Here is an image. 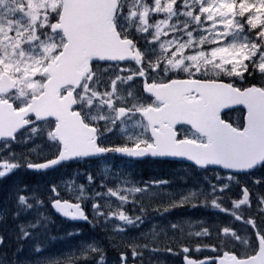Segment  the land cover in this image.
<instances>
[{
	"label": "snow or ice",
	"instance_id": "6c2138e0",
	"mask_svg": "<svg viewBox=\"0 0 264 264\" xmlns=\"http://www.w3.org/2000/svg\"><path fill=\"white\" fill-rule=\"evenodd\" d=\"M117 158L179 164L207 189L167 193L156 206L168 180L93 170ZM71 165L87 166L73 170L86 183L10 188L0 222L9 212L18 222L0 231V249L9 237L16 248L11 258L0 252V264H108L103 241L49 253L38 237L51 217L19 222L40 208L93 228L122 222L105 238L115 264H145V252L182 264H264V0H0V179L55 177ZM185 206L215 208L228 222L199 221L187 246L172 221V236L155 225L129 235L149 211Z\"/></svg>",
	"mask_w": 264,
	"mask_h": 264
},
{
	"label": "rangeland",
	"instance_id": "374dc122",
	"mask_svg": "<svg viewBox=\"0 0 264 264\" xmlns=\"http://www.w3.org/2000/svg\"><path fill=\"white\" fill-rule=\"evenodd\" d=\"M15 150L17 152L23 151V147L17 145V146H15ZM110 164L111 163L109 161L104 162L102 169L105 168V167H107L108 169H112L113 168V165L111 164L112 167H109ZM127 164H126V169L127 168L128 169H127L126 172H130L129 171L130 164H128V165ZM119 165H121V164H119ZM122 165H124V164H122ZM144 165H145V163H140L139 165H137L139 167V176L136 178V174L134 173V176H133V178L135 179L134 181H138L139 182V179L138 178H141V181H146V180H148L150 178H157V179L162 178V179H165V180H168L169 181V183L167 185H163V186H160L159 188H157V191H159L161 193V195L159 196V198L157 200H154L152 202L154 205H156L157 203H160V204L161 203H167V201L169 199L167 193H172L173 194L172 195V198H176L182 192L184 194H187V191L188 190H196V191H199L200 188L207 189V183L205 181H204L203 185L202 186H199V187H196L194 184H190V185H188V188L178 189L177 187H174V186H173L174 187L173 188L172 187V184H173L174 178L173 177H170V176L177 169L179 171H183L182 170V166L179 165V164H175V165L151 164L152 167L155 168V173H154L153 176L150 175V174H148L145 171L146 169L148 170L149 165L148 164L146 166H144ZM79 167H80V170H83L84 165H79L76 168H79ZM102 169H100V170L102 171ZM143 172H146V173L143 174ZM183 173L186 174L188 172L183 171ZM22 174L25 175L24 171L17 172L14 176H11L10 179H2L5 182V187L8 189V192L6 193V196H9V190H10V188L14 184H19V186H21V187L24 186L23 185L24 176H22ZM131 174H133V172ZM128 175H130V174H128ZM74 178H76V176H74V174H69L65 178H63L62 180L68 182V181H73ZM194 180L195 181H197V180H200L201 181L202 179L199 176H195L194 177ZM212 182L215 183V180L213 179ZM28 183L29 184L31 183V180L30 179H29V182ZM41 185L42 184H40V183H36V186H32V187L33 188H38V190L40 192H43L44 188L47 185H45V186L43 185L42 187H41ZM126 186H131V185H126ZM137 186H139V185L137 184ZM32 187H30V188H32ZM11 200L13 202H15L14 197ZM112 202L116 203L115 200H113ZM146 203H147V201H146ZM198 208L202 209V207H197V208H191V207H189L184 213H181L180 214V212H178V211H175L174 212L175 218H176L175 222L178 223L181 226L182 229H184L183 230L184 243H185V236H188V233H190V232L191 233H194V232H196V231H198L200 229L199 221H201V220H209V219H210L209 221H211V220H218L215 217H213V216H211L209 214H205V213H199L198 215H196L197 217L194 216L195 215L194 214L195 213V209H198ZM205 209L206 210H214L215 208L208 207V208H205ZM215 210H217V209H215ZM39 212H43L45 215H48V216L51 217V221L50 222H48V221H45L44 222V223L47 224V227L46 228L45 227H42L44 230L58 228V230L55 231V233H51L52 235L49 236L48 239H44L42 241V237H43L44 233L43 234H40V236L38 237L39 242L41 244H46L47 245V251H50L51 253L71 251V250H73V246H79V240L82 239V238H84V237H86V238L84 240H82V241L85 242V243H92L93 240H95V241H103L105 248L113 249L110 245H108L107 240L105 238L107 236H110V235H115V233L113 232V227L114 226L115 227H127V226L123 225V223L120 222V221H118V220H115L114 223H107V224H105L103 221H101L96 228L91 227L88 231L83 232L82 235H79V236H77V237H75L73 239H70V241H68L67 243H65V242L63 243V242H60V239H62L61 237H65L64 235L66 233H68L69 231H75L76 228L70 226L69 224H67V223H65V222H63L61 220L56 219L55 217H53L55 215L52 213L51 208H48L47 210H45L43 208H40V210H28L27 212H25V213L22 214V216H27V215L28 216L27 217H24V218H21V221L22 222H27L29 220H33V219H35V217L33 216V214L38 215ZM149 212H151V211H149ZM151 213H153V212H151ZM153 214L155 215V213H153ZM178 214H180L179 217H178ZM157 216H159V215H157ZM159 217L161 218V221H162L161 224H158L159 221L156 219V217H154V219H152L151 221H146L145 224L141 225L137 229L128 228L129 235L138 236L141 231L150 233L152 231L154 225H155V228H156V231L157 232H161V229L168 230V227L167 226H168V223L170 221L169 218L171 216L170 215H167V218H165V215L159 216ZM220 221L223 222V223H227L228 222V217L227 218H224V219H221ZM0 223H2V222H0ZM182 225H187L188 227H186V226L183 227ZM100 227H102V228H100ZM92 228H93L94 231H92ZM193 228H195V229H193ZM192 230H195V231H192ZM99 233L102 234V238H100V237L97 236ZM60 234H62V236H60ZM168 235L169 236H172L173 233L170 230H168ZM175 235L176 236H180L181 234L180 233H175ZM52 236L57 237V239L56 240H51L50 237H52ZM161 236L162 237H160V239H163L164 238L163 237V233H161ZM191 238H194V237H191ZM66 239L67 238H64L63 240H66ZM9 240H11V237H9ZM33 243H34V241H27V242H25V252L23 253V255H25V256L28 255V250H29V248L31 247V245ZM9 245L10 246L7 247L6 249H0V252L7 251L9 258H11L12 252L16 248V243L9 241ZM184 245L187 246L186 243ZM109 249H105V251L107 253L108 264H115V261L117 259V255L111 254V251ZM111 258H112V260H111ZM160 259L161 258L159 256L152 255L151 256V260H150L151 261V264H157L160 261ZM176 263L177 264H181V261L178 260Z\"/></svg>",
	"mask_w": 264,
	"mask_h": 264
},
{
	"label": "trees",
	"instance_id": "16d2710c",
	"mask_svg": "<svg viewBox=\"0 0 264 264\" xmlns=\"http://www.w3.org/2000/svg\"><path fill=\"white\" fill-rule=\"evenodd\" d=\"M124 163H127L126 161H124V160H122ZM130 164V167H129V171L130 172H126L125 170H127L126 169V164H124V165H118V164H114V172L113 173H117V174H119V175H121L122 177L123 176H126L129 180H132V181H134L135 179L133 178V176H134V173L136 174V178L139 176V167L137 166V168H135L134 167V165H133V163H129ZM117 165L119 166V168L117 167ZM128 165V164H127ZM77 166H79V165H71L68 169H67V171H62L61 173H57L56 175H55V177H52V178H55V179H57V180H62V178H64V177H66L67 175H69V174H73V170L74 169H76V167ZM73 167V168H72ZM87 166H85L84 165V167H83V170L86 168ZM93 167V169H95V172H97V169L94 167V165L92 166ZM79 169H80V167H79ZM83 170H81V171H83ZM118 170V171H117ZM120 172H122V173H120ZM124 172V173H123ZM133 172V174H131ZM130 174V175H128V174ZM148 174H152L153 173V171H149L148 170V172H147ZM126 174V175H125ZM132 175V176H131ZM58 176V177H57ZM80 177V178H79ZM79 177H77L76 176V182L77 183H86V181L84 180V177L83 176H79ZM40 179V180H39ZM51 179V177H49V176H41V175H39V174H32L31 175V181H33V182H36V183H42V186L44 185H47V182L49 181ZM43 180H45V181H43ZM80 180V181H79ZM38 181V182H37ZM140 185V184H139ZM7 188H5V185H4V183H3V181L0 179V209H2L3 208V206H4V202H5V200L6 199H8V196H6V193L8 192V189L6 190ZM89 195H90V193H89ZM15 203H16V201L15 202H13L11 199L10 200H8V206H9V208H13L14 207V205H15ZM112 203H114V202H112ZM38 210H40V209H38ZM37 212V211H36ZM30 213V212H29ZM30 215V214H29ZM28 216V215H27ZM33 216L36 218V216L37 215H35V214H33ZM12 213L11 212H9L8 214H7V219H6V221H4V222H2V223H0V231H4L5 230V224H7V226H8V228L9 229H11V228H13L14 226H15V224L18 222V221H14L12 218ZM21 218H24L22 215H21V217H20V220H19V222H22L21 221ZM224 218H227V217H224ZM45 232H44V235H43V237H42V241L44 240V239H48L49 237L48 236H51L52 234L51 233H55L54 232V229H49V230H44ZM6 235H7V233H6ZM47 235V236H46ZM44 238V239H43ZM187 238H189V239H192V243L191 244H196L197 243V238H191V237H187ZM9 241H11V242H15V240L11 237V240H9ZM189 245V244H188Z\"/></svg>",
	"mask_w": 264,
	"mask_h": 264
},
{
	"label": "bare ground",
	"instance_id": "6f19581e",
	"mask_svg": "<svg viewBox=\"0 0 264 264\" xmlns=\"http://www.w3.org/2000/svg\"><path fill=\"white\" fill-rule=\"evenodd\" d=\"M117 167L119 168V166L117 165ZM73 168V167H72ZM96 168V167H95ZM120 169V168H119ZM128 169V168H127ZM118 171V170H117ZM125 171H127V170H125ZM98 173V172H97ZM120 173H122V172H120ZM124 173V172H123ZM117 174V173H116ZM128 174V173H127ZM126 175V174H125ZM22 176H24L23 174H22ZM75 176V175H74ZM58 177V176H57ZM52 178V177H51ZM65 178V177H64ZM80 178V177H79ZM63 179V178H62ZM75 179V180H74ZM73 179V181H76V179L77 178H74ZM23 180V179H22ZM40 180V179H39ZM72 180V179H71ZM20 181V180H19ZM43 181H45V180H43ZM80 181V180H79ZM33 182V181H32ZM38 182V181H37ZM20 183V182H19ZM48 183V182H47ZM42 184V183H41ZM19 185V184H18ZM41 187H42V185H41ZM33 188V187H32ZM46 188V187H45ZM7 190V189H6ZM180 191V190H179ZM206 211H208V210H206ZM151 214H153V213H151ZM96 228V227H95ZM100 228H102V227H100ZM104 228V227H103ZM92 230H93V228H92ZM105 233V232H104ZM47 236V235H46ZM60 236H62V234H60ZM65 236V235H64ZM49 237V236H48ZM102 238V237H101ZM104 238V237H103ZM44 239V238H43ZM96 239V238H95ZM98 239V238H97ZM99 240V239H98ZM47 241V240H46ZM94 241V240H93ZM43 243V242H42ZM47 243V242H46ZM60 243V242H59ZM67 243V242H66ZM56 244V243H55ZM65 246V245H64ZM68 246V245H67ZM50 247V246H49ZM65 248V247H64ZM67 248V247H66ZM49 249V248H48ZM49 253H51L50 251H48ZM111 260H112V258H111Z\"/></svg>",
	"mask_w": 264,
	"mask_h": 264
},
{
	"label": "water",
	"instance_id": "95a60500",
	"mask_svg": "<svg viewBox=\"0 0 264 264\" xmlns=\"http://www.w3.org/2000/svg\"><path fill=\"white\" fill-rule=\"evenodd\" d=\"M59 216H61L59 213H57ZM62 217V216H61ZM65 218V217H63ZM65 219H68V218H65ZM74 222H84V221H74Z\"/></svg>",
	"mask_w": 264,
	"mask_h": 264
}]
</instances>
